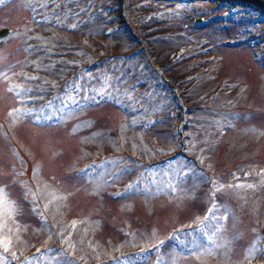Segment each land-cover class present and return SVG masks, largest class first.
Instances as JSON below:
<instances>
[{
  "label": "rangeland",
  "instance_id": "374dc122",
  "mask_svg": "<svg viewBox=\"0 0 264 264\" xmlns=\"http://www.w3.org/2000/svg\"><path fill=\"white\" fill-rule=\"evenodd\" d=\"M258 11L0 0V264H264Z\"/></svg>",
  "mask_w": 264,
  "mask_h": 264
},
{
  "label": "snow or ice",
  "instance_id": "6c2138e0",
  "mask_svg": "<svg viewBox=\"0 0 264 264\" xmlns=\"http://www.w3.org/2000/svg\"><path fill=\"white\" fill-rule=\"evenodd\" d=\"M212 183L214 185H216L215 181H212ZM131 187V186H129ZM225 186L224 185H218L214 188V191H219L221 189H223ZM227 187H232V185H228ZM237 187H241V185H237ZM248 187H251V185H249ZM174 190V189H173ZM53 199H56V197L53 195ZM217 208L215 205H213L212 209H210L209 211V216L213 215L216 212ZM15 211V204L14 202L10 201L8 199V194L7 192L0 187V216H7V217H11L14 214ZM207 218V217H206ZM224 217H218L217 219H223ZM75 225L73 224V227ZM6 227V222L3 224H0V228ZM9 243V241L7 240V238L0 240V244H3L5 246V251H7V244ZM163 243V242H161Z\"/></svg>",
  "mask_w": 264,
  "mask_h": 264
},
{
  "label": "water",
  "instance_id": "95a60500",
  "mask_svg": "<svg viewBox=\"0 0 264 264\" xmlns=\"http://www.w3.org/2000/svg\"><path fill=\"white\" fill-rule=\"evenodd\" d=\"M235 2L244 4L246 6H252V8H255L259 10L260 12L264 13V0H235ZM9 34V29H2L0 30V38L5 37Z\"/></svg>",
  "mask_w": 264,
  "mask_h": 264
},
{
  "label": "bare ground",
  "instance_id": "6f19581e",
  "mask_svg": "<svg viewBox=\"0 0 264 264\" xmlns=\"http://www.w3.org/2000/svg\"><path fill=\"white\" fill-rule=\"evenodd\" d=\"M219 1H224V0H219ZM236 1H237V0H236ZM230 2H235V0H230ZM249 7H252V6L250 5ZM167 244H168V243H167ZM167 244H166V245H167ZM166 245H165V246H166Z\"/></svg>",
  "mask_w": 264,
  "mask_h": 264
}]
</instances>
